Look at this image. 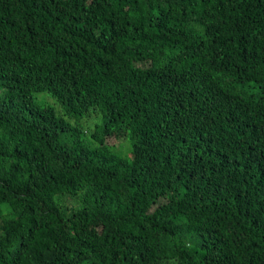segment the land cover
I'll use <instances>...</instances> for the list:
<instances>
[{
	"label": "trees",
	"instance_id": "1",
	"mask_svg": "<svg viewBox=\"0 0 264 264\" xmlns=\"http://www.w3.org/2000/svg\"><path fill=\"white\" fill-rule=\"evenodd\" d=\"M0 264H264V0H0Z\"/></svg>",
	"mask_w": 264,
	"mask_h": 264
},
{
	"label": "rangeland",
	"instance_id": "2",
	"mask_svg": "<svg viewBox=\"0 0 264 264\" xmlns=\"http://www.w3.org/2000/svg\"><path fill=\"white\" fill-rule=\"evenodd\" d=\"M45 92H38L36 93V99H38L39 101H45L46 104L49 105H53L55 107H57V103L54 100V98L49 94L46 95L44 94ZM99 121H101V117L97 116V117H92L91 119H88L86 121L83 122V127L87 130L90 131L92 129V127L98 123ZM115 141V145H114V149L119 150L122 154L127 153L129 150V145L128 142L125 140L124 137H120L119 139L116 138L113 140V142Z\"/></svg>",
	"mask_w": 264,
	"mask_h": 264
}]
</instances>
